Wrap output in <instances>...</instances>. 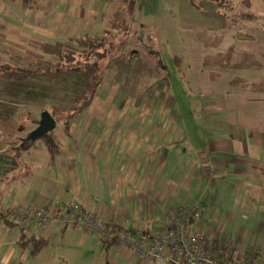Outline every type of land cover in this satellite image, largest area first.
Returning a JSON list of instances; mask_svg holds the SVG:
<instances>
[{"label":"crops","instance_id":"obj_1","mask_svg":"<svg viewBox=\"0 0 264 264\" xmlns=\"http://www.w3.org/2000/svg\"><path fill=\"white\" fill-rule=\"evenodd\" d=\"M120 1L0 0V35L20 30L37 45L86 32L101 36ZM21 15H29L24 17L29 25ZM228 26L205 39L212 46L203 43L188 55L202 97L203 144L185 143L186 131L171 112V96L156 92L135 109L132 100L118 92L119 84L113 85L117 94L105 97L100 94L103 85L68 131L56 130L60 151L52 154L47 144L35 143L28 177L12 181V173L0 174V264H51L58 252L77 264H96L98 255L104 256V264H128L123 252L109 256L96 247L92 235L58 227L36 235L47 246L33 256L22 247L20 231L30 238L35 225L22 228L5 222L13 208L30 201L55 213L78 201L138 238L163 231V216L173 210L190 227L234 243L238 259L249 246L264 250V91L254 88L264 78V46L238 43L239 31ZM249 32L264 39L261 31ZM229 48L235 60L253 56L260 69L206 63V58L211 62ZM202 209V217L194 221L190 212Z\"/></svg>","mask_w":264,"mask_h":264},{"label":"trees","instance_id":"obj_2","mask_svg":"<svg viewBox=\"0 0 264 264\" xmlns=\"http://www.w3.org/2000/svg\"><path fill=\"white\" fill-rule=\"evenodd\" d=\"M129 1L134 4L130 10V18L127 17L126 5L118 3L109 21L110 28L101 36L86 32L78 37L44 41L38 44L39 54L29 50L25 57L8 50L13 56L11 59L0 56V85L22 89L26 82L32 80L49 84L61 76L79 81L83 88L71 105L60 107L51 104L49 109L42 108L39 113L50 112L56 123H62L61 127L66 131L72 121L87 111L101 86L107 81L113 82L112 85H120V92L132 100L133 108L144 107L148 96L163 89V65L154 56L155 52H159L150 48L154 39L151 28L146 27V7L139 5V0ZM139 8L145 10L140 19ZM200 41L207 46L213 44L205 39ZM231 52L233 50L229 48L226 54L217 55L211 62L212 58H206V63L228 69H260L261 64L253 56L247 55L241 60H235ZM254 88L264 91V78ZM3 104H0V174L10 172L12 181H16L28 177L31 172L29 158L37 140L31 141L28 136L38 126L41 116L36 119L33 109H22L21 114L14 117L11 112L5 111ZM29 107L31 105L28 104L27 108ZM45 137L48 138L47 145L52 154L60 151L54 132H49L43 138ZM5 222L9 225L18 223H10L9 217ZM20 243L33 256H38L47 246L42 237L34 235L28 238L23 229L20 231Z\"/></svg>","mask_w":264,"mask_h":264},{"label":"rangeland","instance_id":"obj_3","mask_svg":"<svg viewBox=\"0 0 264 264\" xmlns=\"http://www.w3.org/2000/svg\"><path fill=\"white\" fill-rule=\"evenodd\" d=\"M120 3L126 5L129 19L133 2L121 0ZM139 5L145 6L147 10L146 27L151 28L154 39L150 48L153 47L159 52V54L155 52L154 56L163 65L164 81L161 85L163 89L167 86V94H163V89L157 94L173 98L174 106L171 112L178 115V126L186 131L185 143L189 147H200L203 144L204 131L200 122L199 103L202 97L198 96L197 86L194 85L196 81L193 78L196 76L192 73L194 66L191 65L188 55L196 53L199 46H203L200 40L218 35V31L222 29L226 31L229 24L239 31L238 43L252 45L262 42L264 46V39L260 35H250L249 32L261 31L264 36V0H139ZM138 10L140 19L144 16L145 10L141 8ZM26 16L29 17L21 15L19 19L23 18L24 24L29 25L30 23L24 19ZM52 31L51 28L50 32ZM15 32L16 34L13 32L6 34L7 37L0 35L1 57L11 59L13 56L7 52L8 50L23 57L27 56L26 52L29 50L40 53L37 44H31V40L21 36L20 30ZM26 83L22 89L0 85V104L4 103L5 111L11 112L14 117L19 116L22 109H33L34 117L38 119L41 116L39 115L41 109L47 110L51 104L60 107L71 105L83 88L79 81L64 76L49 84L35 80ZM112 83L105 82L104 87L100 88V94L104 97L109 93L114 94L117 88L114 89ZM28 104L31 107L27 108ZM164 107L159 105L157 108L163 110ZM171 112L169 110L167 113ZM61 125L62 123L58 122L56 129L51 132L55 133L58 128L63 130ZM29 127L32 129V126ZM47 141L48 138L45 137L38 139L36 143L38 146H44ZM72 252L75 254V251ZM64 256L65 253H56L51 264H77L74 258L66 259Z\"/></svg>","mask_w":264,"mask_h":264},{"label":"built area","instance_id":"obj_4","mask_svg":"<svg viewBox=\"0 0 264 264\" xmlns=\"http://www.w3.org/2000/svg\"><path fill=\"white\" fill-rule=\"evenodd\" d=\"M204 210L191 211L196 221ZM10 222L22 228L35 225L33 235L58 227L82 230L94 237L95 246L106 249L109 256L123 252L128 264H264V250L248 247L242 258L232 259L236 246L230 240L213 239L200 229L186 224L177 212L164 214L165 229L149 238H138L127 227L101 218L78 201L67 204L59 213L45 204L25 202L10 211ZM246 233L240 235L244 239ZM104 256L96 257V264H104ZM233 260V261H232Z\"/></svg>","mask_w":264,"mask_h":264},{"label":"water","instance_id":"obj_5","mask_svg":"<svg viewBox=\"0 0 264 264\" xmlns=\"http://www.w3.org/2000/svg\"><path fill=\"white\" fill-rule=\"evenodd\" d=\"M56 124H57L56 120L50 114V112L45 111V112L41 113V118H40L39 124L36 127V129H34L29 134L28 139L31 141H35V140H38L40 138H43L49 132L55 130Z\"/></svg>","mask_w":264,"mask_h":264}]
</instances>
